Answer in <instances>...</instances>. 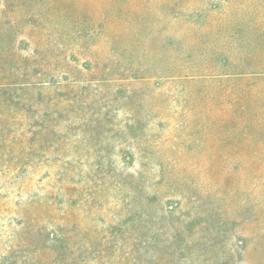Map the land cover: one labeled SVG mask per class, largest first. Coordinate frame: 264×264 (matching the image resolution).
I'll return each instance as SVG.
<instances>
[{
  "label": "rangeland",
  "instance_id": "obj_1",
  "mask_svg": "<svg viewBox=\"0 0 264 264\" xmlns=\"http://www.w3.org/2000/svg\"><path fill=\"white\" fill-rule=\"evenodd\" d=\"M0 264H264V0H0Z\"/></svg>",
  "mask_w": 264,
  "mask_h": 264
}]
</instances>
